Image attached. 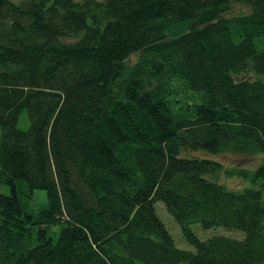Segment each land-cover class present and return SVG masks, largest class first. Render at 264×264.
<instances>
[{"label":"trees","instance_id":"obj_1","mask_svg":"<svg viewBox=\"0 0 264 264\" xmlns=\"http://www.w3.org/2000/svg\"><path fill=\"white\" fill-rule=\"evenodd\" d=\"M225 154L264 156V0H0V264H264Z\"/></svg>","mask_w":264,"mask_h":264},{"label":"rangeland","instance_id":"obj_2","mask_svg":"<svg viewBox=\"0 0 264 264\" xmlns=\"http://www.w3.org/2000/svg\"><path fill=\"white\" fill-rule=\"evenodd\" d=\"M245 12H247V9L244 6L238 5L235 7L231 15L233 16ZM27 126H28V117L25 114L20 120L19 127L24 129L27 128ZM215 159L220 161L228 169L237 168V169L254 170L263 162L264 156L259 155L255 157H244V156L225 154V155L216 156ZM219 180L222 181L223 183H226L230 188L235 190H239L246 185L249 186L247 182H245L242 179L226 178L225 175L223 174L219 176ZM2 188L3 187L0 188L1 191ZM46 202H47L46 192L36 191L34 198L35 208H37L38 205L45 204ZM156 210L158 216L163 221V223L169 230L170 234L172 235L176 247L182 250L195 251V249L183 237L180 225L168 213L165 204L163 202H158L156 204ZM192 229L194 233L201 240H208L219 236L228 237L236 240H242L245 237V234L243 232L237 230H228L225 228H213V229L205 230L200 225H194Z\"/></svg>","mask_w":264,"mask_h":264}]
</instances>
